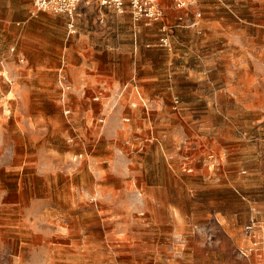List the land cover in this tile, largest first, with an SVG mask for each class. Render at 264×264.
I'll return each instance as SVG.
<instances>
[{
    "label": "rangeland",
    "instance_id": "374dc122",
    "mask_svg": "<svg viewBox=\"0 0 264 264\" xmlns=\"http://www.w3.org/2000/svg\"><path fill=\"white\" fill-rule=\"evenodd\" d=\"M198 5L163 43L0 0V264H264V0Z\"/></svg>",
    "mask_w": 264,
    "mask_h": 264
},
{
    "label": "built area",
    "instance_id": "2783aa9c",
    "mask_svg": "<svg viewBox=\"0 0 264 264\" xmlns=\"http://www.w3.org/2000/svg\"><path fill=\"white\" fill-rule=\"evenodd\" d=\"M101 7L111 8L117 13L128 11L135 22H142L144 25H151L153 22L164 21L165 11L160 3V0H98ZM172 6L176 10L193 9L197 16H200L198 8L199 0H171ZM90 0H32L33 12H51L54 14L64 15L67 18V27L70 33L75 32L74 18L77 16V8L80 4H89ZM183 15L178 14L177 20L182 21ZM169 26L162 24V35L160 40L163 43L168 42L166 29ZM58 84L62 94L68 92L71 88L70 81L62 70H58ZM136 92H138L136 90ZM69 108H64V113H69ZM253 222L246 226L248 234L251 233ZM257 243V242H256ZM255 243V244H256ZM261 243V242H260Z\"/></svg>",
    "mask_w": 264,
    "mask_h": 264
},
{
    "label": "crops",
    "instance_id": "0c3cea01",
    "mask_svg": "<svg viewBox=\"0 0 264 264\" xmlns=\"http://www.w3.org/2000/svg\"><path fill=\"white\" fill-rule=\"evenodd\" d=\"M11 1H13V0H8V2H11ZM16 1L20 4V7H19V10H20L19 13L21 14L20 16L23 17L24 15H27V13L29 12V8H30V0H16ZM160 3H161V5L165 11L164 21L157 22L161 26H162V24L166 23L170 28L174 24H178V22H177L178 21L177 20L178 14H182L184 16L183 20H182L183 22H185V21L188 22L186 25L183 24L185 26L195 25V21H192L191 18H198L199 17L195 14L193 9H185V10L174 9L172 6L171 0H160ZM89 4H80L77 8V12L80 13V12H82V10L83 11L86 10V8L89 6ZM98 8H99V10H101L105 13L111 11L110 10L111 8L101 7L99 5V2H98ZM197 9H199V11L201 13L199 6ZM126 12H128V11H125L123 13H117V12L116 13L119 15H123ZM17 19H18V16L17 15L15 16L13 13L0 14V34L6 36L9 32L10 28H12V25H11L12 22L17 21ZM90 79L91 80L93 79L92 76H90ZM263 256H264V254H263ZM248 260H249L248 262L250 264H258L256 259H254L255 261L253 260V262H251L250 258H248Z\"/></svg>",
    "mask_w": 264,
    "mask_h": 264
}]
</instances>
